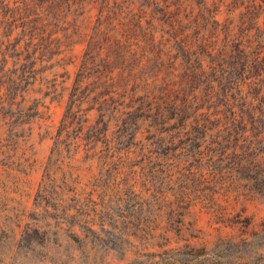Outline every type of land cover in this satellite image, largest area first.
<instances>
[{
	"label": "rangeland",
	"instance_id": "rangeland-1",
	"mask_svg": "<svg viewBox=\"0 0 264 264\" xmlns=\"http://www.w3.org/2000/svg\"><path fill=\"white\" fill-rule=\"evenodd\" d=\"M105 1H0V264H264V130L191 126L226 102L264 114V0ZM14 19L38 45H1ZM179 62L198 72L181 117Z\"/></svg>",
	"mask_w": 264,
	"mask_h": 264
},
{
	"label": "trees",
	"instance_id": "trees-1",
	"mask_svg": "<svg viewBox=\"0 0 264 264\" xmlns=\"http://www.w3.org/2000/svg\"><path fill=\"white\" fill-rule=\"evenodd\" d=\"M0 1L6 3V6H8L9 3H11V0H0ZM103 1H105V0H103ZM58 2H59V0H13L14 6L7 7L5 9V13L8 16H15V17L18 14H24L25 16H31L36 12H43L45 10L49 11L50 9H53V8L57 9L58 4H59ZM114 17H116L115 14L113 15V18ZM202 17H203L202 15H196L193 18L187 20V22L176 19L175 23H174V29H175V31L177 30L176 34L183 35V32L186 31L190 26H198V27L202 26L203 27V25L206 23L203 22ZM13 21H10L8 24H4L5 25L4 27L8 30L6 32L7 40H2L1 45H5V44L11 45L15 49L18 48V46H21L22 44L28 45L31 43H37V45H38V42H35V39H37L36 32H33L29 37V35L27 34V31L25 30V26L19 24L18 22L16 23L15 19ZM227 23L230 24L229 22H227ZM227 23H226V25L224 24V26H228ZM213 24H214L215 28H218V26L221 25L218 22V20H216V19L213 20ZM16 29H18L17 30L18 36L17 37L15 36L16 37V38L14 37L15 39L11 38L13 31H16ZM21 34L25 35L26 37L25 38L21 37ZM249 36H250V33H249V35H247V38L250 41ZM180 37L184 41H187V40L189 41L190 36L188 35V33H185L183 36H180ZM12 39H14V40H12ZM227 40H229V39L227 38ZM95 46H97V45H96L94 33H93L90 35L89 39L87 40V46L85 49L86 50L85 51V57H84L83 61L81 62V65H86L94 59V57L92 56V53L94 51ZM182 49L185 50L186 52L196 50V49L191 50L189 47H184ZM199 51H201V50H199ZM184 66H187V64L184 65L183 63H180V62L178 63V65L175 66V68L177 69V72H175L176 74L172 75V78L169 82V84L173 87V91H174L173 93L175 96L173 99L175 100L176 107L178 109L179 114H181V111L183 112V110L190 109L193 106L194 102H192V100L190 101V103L187 101V99L191 98V97L187 96V93L184 94L183 91L189 85H191V87H193L195 81H198L196 79L198 72L197 71L195 72V70L190 69V67H184ZM242 67L245 68L246 66H242ZM243 68H242V71H243ZM257 68H259V66H257ZM240 71H241V67H240ZM253 72H255V68L252 70V73H250L251 76L249 75L250 79L254 75ZM189 74L191 75V77L187 79ZM247 75L248 74L242 76V78L245 81L247 79L246 78ZM246 82L250 88H253L252 87L253 86L252 80L250 82L249 81H246ZM221 86L223 87V85H221ZM76 93H73V94H76ZM146 96H147V94H146ZM154 98H156V96H154ZM221 99L223 101L222 102L223 105H225V99H223V98H221ZM80 103H84V101H80ZM234 104H235V102H232L231 105L226 102L227 106L225 107V109L220 108L219 105L216 104L214 111L212 110V111H206L204 113H199L197 116H195L192 119V122H191L192 128L194 130H197V131L201 130V132H206V131L214 130V129H217L219 131L220 130H226V131L239 130L242 132H244L247 129H251V128H259V129L261 128V131L264 130V114L257 115L253 110L245 109V108H240L239 111L232 110V113L225 111L227 107L231 108L232 106H234ZM82 105L83 104H80L78 106H82ZM88 105L90 107L93 106L90 104H88ZM165 111H166V108H163L162 112L159 113V116L162 118V120H165L164 119L166 117ZM181 116H182V114L180 115V117ZM168 129L170 130V128H168ZM223 137L226 139H229V137H226V136H223ZM195 139H204V136L203 137L202 136H196ZM151 143L154 144L155 140H152ZM210 150L211 149H209L208 155H210L211 157L214 155H220L221 157L223 156L224 159L226 157H230V156L242 157L244 154L243 151L236 153L235 149H233L231 152L220 151L216 154H211ZM154 151H156L157 155H159L158 154L159 152L157 151V146H156V149ZM199 154L202 156L205 153L199 151Z\"/></svg>",
	"mask_w": 264,
	"mask_h": 264
}]
</instances>
